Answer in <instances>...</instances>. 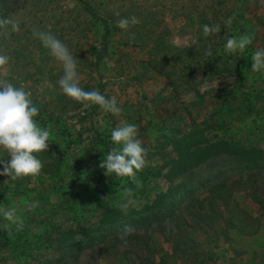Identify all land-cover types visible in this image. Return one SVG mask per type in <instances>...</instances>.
<instances>
[{
  "label": "rangeland",
  "instance_id": "rangeland-1",
  "mask_svg": "<svg viewBox=\"0 0 264 264\" xmlns=\"http://www.w3.org/2000/svg\"><path fill=\"white\" fill-rule=\"evenodd\" d=\"M11 2L0 0V16L19 21L20 30L0 29V54L9 57L0 80L31 93L35 120L51 135L49 148L36 153L39 175H0V193L7 189L11 201L0 208L15 207L24 222L22 230L14 225L10 248L0 216V264H264V71L251 70L252 53L264 49V2L27 0L8 13ZM131 16L139 23L117 27ZM205 24L220 31L205 37ZM33 28L68 47L80 86L116 97L119 116L62 92V62ZM245 34L253 42L244 52L225 51L228 38ZM121 122L137 126L147 149L139 188L99 167L118 147L111 132ZM10 159L0 148V160ZM75 169L82 177L72 182ZM128 189L125 213L119 205ZM222 194L232 212L218 216L209 206ZM201 220L204 228L192 229ZM124 225L135 232L122 240ZM178 234L184 244L176 252Z\"/></svg>",
  "mask_w": 264,
  "mask_h": 264
},
{
  "label": "clouds",
  "instance_id": "clouds-1",
  "mask_svg": "<svg viewBox=\"0 0 264 264\" xmlns=\"http://www.w3.org/2000/svg\"><path fill=\"white\" fill-rule=\"evenodd\" d=\"M264 2V0H262ZM117 16L120 14L117 12ZM139 20L136 16L122 17L117 20V27L127 31L130 25H136ZM225 26L231 27L232 18L225 20ZM11 26V31L20 30L19 21L11 20L0 16V29H7ZM220 25L203 26L205 37L212 33L219 32ZM32 34L38 38L43 46L49 49L50 54L58 61L62 62L63 75L58 80L62 92L69 98L77 102H90L98 105L105 112H110L119 116L122 109L118 106L116 97L107 98L99 90L86 91L80 86L77 72V62L70 53L68 47L50 31H41L37 28L32 29ZM135 34L129 33L130 42H134ZM253 37L251 35H240L230 37L225 44V51L228 53L244 52L251 45ZM211 47L206 55H211ZM253 72L264 71V49H256L251 55ZM9 57L0 54V68L6 66ZM0 148L7 151L10 160H0L3 164V171L0 175L9 176L10 179L26 176H37L40 174L43 163L36 153L46 151L49 148L50 130L38 125L35 117L39 109L34 106L31 93L25 91L23 87H15L12 83L0 80ZM111 140L118 147H113L103 159L99 167L106 170V175L115 174L119 177H129L139 188L142 187L141 181L137 178V173L142 171L147 164V149L143 142L138 138V129L135 124L121 122L111 132ZM125 195L129 198L121 203L119 207L125 213L132 203V190L128 189ZM35 206V205H34ZM0 216L15 225L18 230L24 227L23 220L17 215L15 207L5 209L0 208ZM10 225H5L6 230L11 234ZM135 232L132 225H124L119 231L120 239H125L127 235Z\"/></svg>",
  "mask_w": 264,
  "mask_h": 264
},
{
  "label": "trees",
  "instance_id": "trees-1",
  "mask_svg": "<svg viewBox=\"0 0 264 264\" xmlns=\"http://www.w3.org/2000/svg\"><path fill=\"white\" fill-rule=\"evenodd\" d=\"M26 2H27V0H12V2H11L10 4L7 3V4H6L7 6H5V7H7L6 10H8V13H10V12H12V11H15V10H17V9H20V8L24 7L25 4H26ZM98 141H99L100 144H101V143H105V139L102 138V135H101V134H100V136H98ZM54 151H55V153H56V159H57V161H58L59 164H60L61 161L63 160V155H64V154H63V152L58 148V146H56V147L54 148ZM94 159H95V158H94ZM73 173H74V174H73L72 182H77V181L82 177V172H80V171H78L77 169H75V171H74ZM201 185L203 186L204 183H203V184L201 183ZM226 187H227V186H226ZM6 192H7V189H5V188H1V193H0V194H1L2 196H0V197H1L2 202L0 201V205L2 204L3 207L10 206V203H11V201H10L9 198L7 197ZM255 192H256V190H255ZM253 198H254V199H258L257 194H254V193H253ZM217 201H219V202H218V206H216ZM226 202H227V201H225V195L222 194V195H220V196L218 197V199L215 201V203H213V205H211V206H209V207H212V208L214 209L215 213L218 214V216H219V215L222 216V215L224 214V212H225V213H231V212H232V211L229 210L228 207L226 206ZM259 203H261V204L264 205V200L259 201ZM221 207H224L223 210L220 209ZM206 208H208V206H206ZM105 211H106V210L102 211V212L100 213V216H101ZM103 217H104V216H102L101 219H99V220L101 221V220L103 219ZM202 218H203V219L206 218L204 214L202 215ZM140 219H143V218H140ZM198 224H199V226H198ZM5 225H10V222H9V221H6V222H2V224H1V228H2V239H3V241H4L3 243H4L6 246H9L10 248H12V247L14 246L15 241H16V234H15V230H16V228H15L14 225H10V228H11V234H9V231L6 230ZM201 225H203V226H201ZM204 226H205V225H204L203 221L201 220V222H198V223L194 224V225L191 226V227H192V229H195V230H201L202 227L204 228ZM182 236H184V234H178V235H177L178 240H175V241L171 240V241L173 242V244L176 245V248H175V249H176V252H178V251H182V249H183V248H182V245L184 244V241H182ZM185 236H186V234H185ZM108 237H109L108 234L101 235V239H100V241H107V240H108ZM186 237H187V236H186ZM211 259H212V256H211Z\"/></svg>",
  "mask_w": 264,
  "mask_h": 264
}]
</instances>
